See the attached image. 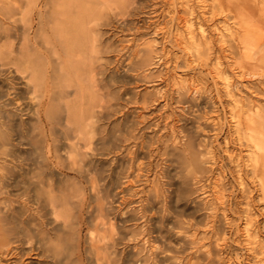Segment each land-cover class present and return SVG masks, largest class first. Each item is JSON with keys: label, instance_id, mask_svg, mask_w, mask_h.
Masks as SVG:
<instances>
[{"label": "bare ground", "instance_id": "1", "mask_svg": "<svg viewBox=\"0 0 264 264\" xmlns=\"http://www.w3.org/2000/svg\"><path fill=\"white\" fill-rule=\"evenodd\" d=\"M189 1L193 5L194 0ZM213 2L258 19L264 14V0ZM130 6V0H0V264H147L141 249L131 247L139 236L145 243L153 232L164 231L170 239H179V202L192 174L201 169L193 151L196 141L182 130L186 132L182 151L174 147L176 151L165 149L160 154L157 149L151 152L147 141H140L142 129L136 119L126 116L110 130L104 126V121L122 112L112 84H122L123 75L107 74L103 68L100 55L105 49L99 29L114 20L123 31L129 24ZM206 9L201 10L203 15ZM188 20L187 28H181L184 36L176 40L185 51L197 37L205 41L208 33L204 27L208 18L197 27L196 21ZM251 37H240L241 44H248ZM151 47L134 50L126 65L122 60L123 74L138 65L150 66ZM223 85L231 93L233 84L227 77ZM243 112L235 111L234 126L247 142L246 167L264 198V116L244 118ZM246 128L257 133L248 134ZM112 153L110 164L99 163ZM153 153L164 157L165 166L158 173L163 180L154 185L153 193L148 191L145 199L135 201L148 180ZM173 164L179 167L175 179L169 174ZM217 196L227 206L225 195L218 191ZM154 214L159 215L155 229L151 224L141 232L132 228L138 220L151 223ZM250 221L246 218L243 233L249 244H255ZM163 248L173 254L182 250L169 244ZM173 258L166 256L155 264L173 263Z\"/></svg>", "mask_w": 264, "mask_h": 264}, {"label": "rangeland", "instance_id": "2", "mask_svg": "<svg viewBox=\"0 0 264 264\" xmlns=\"http://www.w3.org/2000/svg\"><path fill=\"white\" fill-rule=\"evenodd\" d=\"M130 2L131 11L126 18L129 24L123 31H120L121 28L114 20L111 25L99 29L101 46L106 52L102 51L100 62L104 65L100 64L106 69L107 74H116L118 77L122 73L125 77L126 73L123 74L121 71L124 66L121 67L120 62L123 60L122 63L124 61L128 63L127 59L131 53L150 45L151 65L142 67L138 65L136 70L127 73L125 78L120 75L122 84H112L121 98L118 109H121L122 114L115 113L111 120L104 121L103 124L110 130L126 116L138 120L142 129L138 135L142 137L140 141L142 139L144 142L147 141L151 152L157 149L160 154L165 149L172 152L174 147L182 151L186 143L183 135L186 132L185 134L180 132L185 130L196 141L193 140L194 144H197L194 145V149L198 153L194 149L193 151L201 165V169L192 174L191 182L187 184L189 188H186V194L179 202L180 242L173 237L170 239L162 231L153 232L151 239H147L145 243L142 242L143 236H139L138 241L132 242L131 247L141 249L139 250L142 251L141 255L148 259L147 264H155L157 259L162 260L166 256L174 257L173 263L169 260L167 264L169 262L186 264L185 262L189 260L191 262L188 264H264V198L259 190L258 181L256 178L252 180L253 174L250 168L246 167V159L250 153L247 142L242 138L243 133L237 132L234 126V113L237 110L244 111V118L250 114L264 116V14L258 19L249 13L235 11L233 9L235 7L232 6L229 8L227 5L229 9L224 5L214 6L213 0H194L193 5L189 0H130ZM212 6L214 9L210 13ZM203 9L209 13L203 15L201 11ZM189 17L196 21L194 22L196 27L199 22L208 18L204 26L208 33L206 42L197 37L187 52L183 49L185 45L179 43V39L185 34V30L182 29L190 23ZM183 23L185 25L180 27L179 25ZM217 27L220 30L227 28V31L224 30L223 34L219 35L218 30L215 31ZM246 35L252 36L251 41L242 45L240 40ZM240 37L242 39H239ZM224 77L233 84L231 93H228L223 85ZM127 100L130 102L127 103ZM244 132L253 135L257 133L253 128H246ZM138 140L137 143L140 142ZM134 143L135 141L131 146ZM200 143H203V146ZM159 155L153 153L148 160L150 170L148 180L142 185L141 193L133 200L145 199L148 191L153 193L154 185L159 186L161 183L158 181L160 180L158 175L165 164L164 157ZM114 156L112 153L101 157L99 163L105 167L111 163ZM234 158L237 159H235L237 163ZM178 171L179 167L175 164L169 168V174L174 179ZM218 191L225 195L223 200L227 206H222L220 200L216 199ZM158 218L159 215L156 214L148 224L138 220L132 228L141 232L151 224L155 229ZM246 218L251 219L249 233L255 237V244H249L243 233ZM167 244L172 247L180 246L182 250L173 254L171 250L163 248ZM157 246L158 251L155 249ZM156 254H159L157 258Z\"/></svg>", "mask_w": 264, "mask_h": 264}]
</instances>
